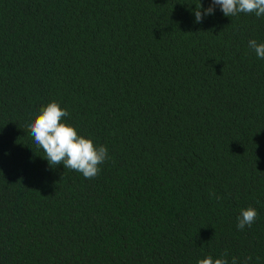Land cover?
<instances>
[{
    "label": "trees",
    "instance_id": "1",
    "mask_svg": "<svg viewBox=\"0 0 264 264\" xmlns=\"http://www.w3.org/2000/svg\"><path fill=\"white\" fill-rule=\"evenodd\" d=\"M200 3L0 0V264H264V16ZM52 101L96 177L35 143Z\"/></svg>",
    "mask_w": 264,
    "mask_h": 264
},
{
    "label": "clouds",
    "instance_id": "2",
    "mask_svg": "<svg viewBox=\"0 0 264 264\" xmlns=\"http://www.w3.org/2000/svg\"><path fill=\"white\" fill-rule=\"evenodd\" d=\"M216 5H219L223 14L229 17L239 13L264 16V0H211L210 6L206 9L201 3L196 6L195 22L200 23L205 16L214 14ZM248 43L257 56L264 59V43L258 44L256 40H250ZM68 115L66 108H62L57 101H52L40 109L28 127L35 143L44 151V158L48 160L50 166L63 164L67 169L82 173L86 179H92L99 175V165L109 158L108 148L105 145L96 146L91 138L78 135L75 127L62 120ZM257 216V210L251 206L242 210L237 228L243 230L245 226L251 227ZM226 256L227 253L221 258L214 259L208 255L199 260L198 264H229ZM231 264H237V260L234 258Z\"/></svg>",
    "mask_w": 264,
    "mask_h": 264
}]
</instances>
